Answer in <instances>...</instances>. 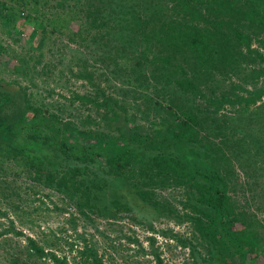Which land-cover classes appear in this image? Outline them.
Masks as SVG:
<instances>
[{
	"label": "trees",
	"instance_id": "16d2710c",
	"mask_svg": "<svg viewBox=\"0 0 264 264\" xmlns=\"http://www.w3.org/2000/svg\"><path fill=\"white\" fill-rule=\"evenodd\" d=\"M0 20L30 47L0 78L1 196L22 176L85 219L145 226L151 247L156 232L175 240L195 264H264V0H0ZM55 34L66 43L43 60ZM54 70L82 90L45 102L31 88ZM9 224L0 234L23 235ZM83 240L71 256L27 235L11 260L106 264Z\"/></svg>",
	"mask_w": 264,
	"mask_h": 264
},
{
	"label": "rangeland",
	"instance_id": "374dc122",
	"mask_svg": "<svg viewBox=\"0 0 264 264\" xmlns=\"http://www.w3.org/2000/svg\"><path fill=\"white\" fill-rule=\"evenodd\" d=\"M20 10L26 13V9ZM15 33L0 20V78L5 80L16 77L11 69L16 58L29 57L28 32ZM65 43L66 37L63 35L55 34L49 38L42 48L45 57L43 60L56 62V55L52 57L49 50L54 51L58 45ZM65 57L64 61L69 55ZM56 74L54 70L46 75H37L40 79L37 81L38 85L31 88L41 93L45 102L59 100L61 91L68 96L69 90H82L81 82L70 80V83H64L57 79ZM23 83L26 84V81ZM50 89L54 91L48 95ZM17 179L15 185L7 184V197L0 195V210L7 213V216L0 217V232L7 229L12 221L17 230H22L23 235L12 232L0 234V264H14L11 259L19 256L27 235L35 239L43 235L47 238H59L58 253L71 256L85 238L94 243L106 264H157L151 250L159 253L163 264H195L187 248L157 232L153 233L155 242L151 247L147 239L151 232L145 226L131 222L129 218L113 221L102 218L85 219L61 195L22 176ZM164 194L167 195V192ZM72 214L73 221L70 218ZM153 224L156 230L171 228L180 235H188L186 224L177 225L166 219L156 220ZM27 264H50V261L37 263L30 260Z\"/></svg>",
	"mask_w": 264,
	"mask_h": 264
}]
</instances>
